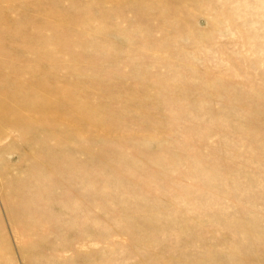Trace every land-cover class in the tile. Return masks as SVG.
I'll return each instance as SVG.
<instances>
[{"label":"rangeland","instance_id":"rangeland-1","mask_svg":"<svg viewBox=\"0 0 264 264\" xmlns=\"http://www.w3.org/2000/svg\"><path fill=\"white\" fill-rule=\"evenodd\" d=\"M62 263L264 264V0H0V264Z\"/></svg>","mask_w":264,"mask_h":264},{"label":"bare ground","instance_id":"bare-ground-1","mask_svg":"<svg viewBox=\"0 0 264 264\" xmlns=\"http://www.w3.org/2000/svg\"><path fill=\"white\" fill-rule=\"evenodd\" d=\"M26 95V94H25ZM21 101V100H20ZM23 101V100H22ZM22 103V102H21ZM25 103V102H24ZM23 103V104H24ZM15 105H16V103H14ZM29 105V104H28ZM23 120V119H22ZM7 122H8V124H10V126L11 125H13V126H21L22 128H23V125H21V124H18L15 120H6ZM18 122H20V120L18 121ZM7 124V125H8ZM29 142V141H28ZM89 146H90V144H89ZM95 157V156H94ZM53 160V159H52ZM55 163V162H54ZM57 168V167H56ZM68 175V174H67ZM16 181V180H15ZM37 254V253H36ZM35 257V256H34ZM63 264V263H62Z\"/></svg>","mask_w":264,"mask_h":264}]
</instances>
